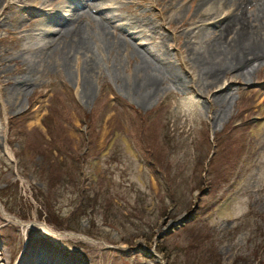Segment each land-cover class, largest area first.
I'll return each instance as SVG.
<instances>
[{
	"label": "rangeland",
	"instance_id": "374dc122",
	"mask_svg": "<svg viewBox=\"0 0 264 264\" xmlns=\"http://www.w3.org/2000/svg\"><path fill=\"white\" fill-rule=\"evenodd\" d=\"M84 1L0 0V259L264 264V59L248 76L222 75L208 88L189 52L216 34L221 17L244 10L253 20L264 0L240 10L218 4L205 25L201 0H89L116 26L131 22L110 36L128 38L136 53L95 47L92 75L83 54L69 65L56 64V52L37 63L62 21L77 12L92 26L90 14L100 13L87 14ZM145 61L160 87L148 102L134 88ZM81 202L87 214L69 218Z\"/></svg>",
	"mask_w": 264,
	"mask_h": 264
},
{
	"label": "bare ground",
	"instance_id": "6f19581e",
	"mask_svg": "<svg viewBox=\"0 0 264 264\" xmlns=\"http://www.w3.org/2000/svg\"><path fill=\"white\" fill-rule=\"evenodd\" d=\"M260 0H201L199 9L204 10L201 15L200 22L208 21V19H213L217 15L216 11H212V8L217 6H228L239 4L240 6H250L254 5ZM237 2V3H235ZM235 3V4H234ZM84 6L87 7V14L89 12L100 13L94 17V14H90L92 19V26L90 28L88 25L81 23V19L78 16L79 13L73 14L69 19L62 21L61 27L55 29L53 32L55 36L50 37L44 47L41 48L39 53V61L41 63L46 61V59L51 58L52 54L56 52L58 56L55 60L56 64L63 63L69 65V60L76 57L79 58L80 54L85 55L86 61L84 72L85 74L92 75L93 72L98 68V63L94 57L92 51L97 49L113 48V49H123L130 54L131 52L136 53V49L133 48L131 41L127 39L121 40V36L115 35L113 39L110 34L111 27L125 31V29L131 26V22H124L121 27L116 26L113 20L102 13V10L97 8L98 4L95 2H89V0L84 1ZM264 3L260 2V13L252 17L253 20L244 13L241 12H231L229 15L221 17L219 20L218 31L216 34L210 33L207 39L200 40L201 44L191 45L192 59L195 64L200 68L201 76L200 83L205 82L207 87H218L220 82H222V75L225 77L227 75L232 76L235 79H240L241 75L248 76L251 70L256 69L253 63L264 59ZM216 12V13H214ZM136 27H141V31H146V29L151 28L146 22H136L134 23ZM120 25V24H119ZM133 39L137 37V34L131 36ZM162 57H157V63L160 67H164L166 73L172 76L176 81L182 82L181 84L189 85L186 79L180 76V73L174 70L173 66L169 61L160 64ZM50 60V59H49ZM59 61V62H57ZM50 63V61H49ZM150 68L147 61L136 73V79L134 88L138 91L145 89L142 94V101L148 102L151 100L154 93H157L160 89L158 84V76L153 73H147L146 70ZM223 92H214L213 96L215 100L221 102L224 99ZM222 103V102H221ZM7 217L12 218L9 214ZM15 219V218H14ZM18 223L25 225L26 227L30 224L24 223L20 219H15ZM39 224V223H38ZM44 228L55 233V231L44 223L41 224ZM38 261L41 264H53L52 260L41 259L40 255L33 253V256L27 257V259L20 260L17 264H37ZM0 264H10V262L4 259H0Z\"/></svg>",
	"mask_w": 264,
	"mask_h": 264
},
{
	"label": "trees",
	"instance_id": "16d2710c",
	"mask_svg": "<svg viewBox=\"0 0 264 264\" xmlns=\"http://www.w3.org/2000/svg\"><path fill=\"white\" fill-rule=\"evenodd\" d=\"M94 122H93V120H91V119H88V126L91 128H93V130H96V128H98V126L97 125H94L93 124ZM95 128V129H94ZM230 132V131H229ZM210 143V142H209ZM217 145L218 146H223V147H225V140H220L219 141V139H217ZM36 147H40V145H36ZM231 147H233V145H228L227 146V148H226V150H228V148H231ZM33 148H34V146H33ZM37 148V149H38ZM213 160H214V156H212V158H211V163H210V166H209V172H208V174H210V172H211V166H212V162H213ZM77 170H79L80 169V167L82 166L81 165V163H83V161H82V159H78L77 160ZM73 168H74V166H73ZM75 169V168H74ZM76 170V172H78ZM70 171L72 172V169H70ZM80 174H82V173H80ZM68 175V174H67ZM70 175V174H69ZM59 180H62L63 178H62V176H60V177H57ZM79 178V180H80V177H78ZM65 180H67L68 181V179H65L64 178V181L62 180V182L63 183H66L67 181H65ZM82 180V179H81ZM54 183H55V181H54ZM61 187L63 188V186L61 185ZM90 197V195H88V196H85V202H86V199H88ZM82 200V199H81ZM77 202V201H76ZM75 202V203H76ZM85 202H81V203H79V204H76L77 205V207L74 209V211L69 215V218L70 217H72L73 215H75L76 216V218H81V217H84V215L85 214H87V212H86V206H83V205H81V204H85ZM46 204V203H45ZM48 205V204H47ZM48 207H50V206H48ZM264 216V215H263ZM48 217V222H49V224H54V225H56L57 227H68V228H70V226H65V223H63V222H57V221H55L54 219H52V217H50V216H47ZM74 217V216H73ZM76 220H78V219H76ZM194 237L198 240L200 237H201V235L199 234V233H197V232H195V234H194ZM208 238H205V239H203L202 241V243H201V247L203 246V244L205 243V244H207L208 243ZM204 262H207L206 260L204 261ZM209 263V262H208Z\"/></svg>",
	"mask_w": 264,
	"mask_h": 264
},
{
	"label": "water",
	"instance_id": "95a60500",
	"mask_svg": "<svg viewBox=\"0 0 264 264\" xmlns=\"http://www.w3.org/2000/svg\"><path fill=\"white\" fill-rule=\"evenodd\" d=\"M197 205H198V203L195 204V208L197 207ZM195 208H194V209H195ZM190 217H191V214L189 213V214H188V217H187L185 220H181V221H179V223L175 224V226H181V225H183L186 221H188V219H189ZM175 226H174V228L170 229L169 232L173 231V229H175Z\"/></svg>",
	"mask_w": 264,
	"mask_h": 264
}]
</instances>
